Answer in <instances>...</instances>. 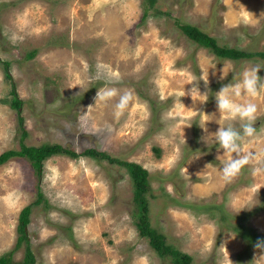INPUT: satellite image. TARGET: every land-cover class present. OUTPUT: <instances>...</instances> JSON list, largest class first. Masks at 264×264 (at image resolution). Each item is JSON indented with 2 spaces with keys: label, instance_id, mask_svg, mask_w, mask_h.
I'll use <instances>...</instances> for the list:
<instances>
[{
  "label": "rangeland",
  "instance_id": "374dc122",
  "mask_svg": "<svg viewBox=\"0 0 264 264\" xmlns=\"http://www.w3.org/2000/svg\"><path fill=\"white\" fill-rule=\"evenodd\" d=\"M154 6L158 13L150 9L140 22L142 0H0V153L21 141L58 142L136 161L149 172L150 224L190 253L193 264H264V241L231 228L240 223L264 233V159L256 155L225 182L222 162L235 154L215 140L220 126L240 130L238 120L218 111L216 92L255 65L264 78V58L217 56L179 27L188 22L219 44L264 50V0H156ZM191 77L198 81L187 83ZM12 83L19 108L9 101ZM103 88L117 95L96 99ZM125 94L132 98L117 115ZM233 99L257 105L256 134L242 148L264 152V90ZM26 204L27 239L13 249ZM134 210L132 178L117 162L61 153L39 171L25 156L0 164V255L13 249L7 264H25L27 244L34 264H173L139 233Z\"/></svg>",
  "mask_w": 264,
  "mask_h": 264
},
{
  "label": "trees",
  "instance_id": "16d2710c",
  "mask_svg": "<svg viewBox=\"0 0 264 264\" xmlns=\"http://www.w3.org/2000/svg\"><path fill=\"white\" fill-rule=\"evenodd\" d=\"M155 1L156 0H148V3H146L145 0H142V14L140 22H143L144 19L149 15L150 9L153 11V13H158L159 9L157 10V8L154 6ZM179 27L190 39L199 45L208 47L217 56L239 58L258 55L264 58V50L247 51L239 47L219 44L213 35H210L195 24L181 22L179 23ZM8 64V61H4L3 67L5 75L10 77ZM10 94L11 97L9 101L11 106L19 108L22 104V99L18 97L15 85L13 83L11 84ZM19 128H21L22 135L24 136L26 129L24 128L22 116H19ZM61 153L72 157H76L78 155H89L96 158H105L110 162H117L123 165L128 170L132 178L133 200L135 202L133 216L135 218V224L139 230V233L148 237L151 246L154 248L157 254H159L161 257L168 256L172 260L173 264H193L190 253L182 251L171 243L166 242L164 233L150 224L148 217V200L145 195L146 192L151 188L148 178L149 172L140 163L133 160L121 159L116 156H112L107 151L97 149L95 147H87L81 151H76L74 148L67 147L58 142L26 144L21 141L20 147L18 149L10 148L3 150L0 153V164L7 161L13 155L25 156L37 168V171H39V168L42 166L45 159L52 156L53 154ZM41 194L42 192L38 191L39 197L36 199V201L41 199ZM186 205L199 207L204 206L205 204L203 203L200 205L199 203L187 202ZM210 206L216 207V205ZM206 207L209 208L208 206ZM30 210L31 205L26 204L19 212L18 230L20 231V234L17 236V241L13 249L18 247L22 240L27 239L25 225L29 222ZM231 226L232 230L239 236L252 239L253 242L264 241V233L256 232V230L251 226H245L244 224L240 223L232 224ZM13 249L0 255V264H7L10 261ZM24 262L25 264H34V254L28 244L26 246Z\"/></svg>",
  "mask_w": 264,
  "mask_h": 264
},
{
  "label": "clouds",
  "instance_id": "9594fccd",
  "mask_svg": "<svg viewBox=\"0 0 264 264\" xmlns=\"http://www.w3.org/2000/svg\"><path fill=\"white\" fill-rule=\"evenodd\" d=\"M260 68L261 67L258 65L246 68L241 73V79H239L235 84L229 83L222 86L215 94L218 111L226 113L227 120H238L240 122V130H237L231 123H229L227 126H220V128L215 132V140L219 145V148L226 152L235 154L234 158L222 162V173L225 182H231L246 165L255 159L256 155H260L261 158L264 159V152L245 153L242 148V141L244 138H250L256 134L254 124L256 121L255 114L257 112V105L251 101L238 103L233 99V97L239 98L242 95L256 97L260 91L264 90V78L258 75ZM108 71L110 75L116 77L117 79L119 78L118 73L112 72L110 67ZM200 79H202L205 86H207L208 77L205 79L202 75ZM194 81L198 80L195 77H191L187 83H192ZM194 92H199L196 85H194L191 89L193 100H195V97L193 96ZM185 94L186 93L181 94V97ZM116 95L117 89L103 88L98 90L96 99L107 101ZM131 98L130 94H125L120 98V101L116 106L118 109L117 115L121 114L127 107Z\"/></svg>",
  "mask_w": 264,
  "mask_h": 264
}]
</instances>
